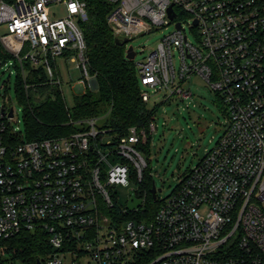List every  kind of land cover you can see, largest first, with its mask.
<instances>
[{"label": "built area", "instance_id": "2783aa9c", "mask_svg": "<svg viewBox=\"0 0 264 264\" xmlns=\"http://www.w3.org/2000/svg\"><path fill=\"white\" fill-rule=\"evenodd\" d=\"M105 1L107 24L134 59V37L172 28L134 62L142 101L192 98L184 84L198 75L216 94L225 131L152 221H123L107 213L116 209L113 189L128 187L134 172L141 181L138 146L156 131L155 115L119 138L100 116L71 121L85 130L68 137L24 141L2 83L0 256L2 242L43 231L53 250L44 264H264V0ZM87 20L82 0H0V44L12 57L0 67L12 66L27 93L26 63L61 87L60 58L79 73L76 95L95 90Z\"/></svg>", "mask_w": 264, "mask_h": 264}, {"label": "trees", "instance_id": "16d2710c", "mask_svg": "<svg viewBox=\"0 0 264 264\" xmlns=\"http://www.w3.org/2000/svg\"><path fill=\"white\" fill-rule=\"evenodd\" d=\"M82 1L87 5L88 20L81 28L87 45L89 72L95 76L97 88L75 95L72 108H68L61 88L48 82L43 68H34L26 63V80L30 87L26 93L18 74L15 87L18 103L24 109V141L68 137L85 130L71 121L100 116L104 117L100 126L111 130L110 134L119 138L126 135L131 127L145 128L152 116L156 115L157 107L149 110L140 97L141 86L134 61L126 59L124 46L115 43L107 24L111 6L105 0ZM11 60L12 57L0 44V62ZM164 104L168 102L160 105ZM150 146L151 136L147 144L138 146V149L148 157ZM146 164L141 181L136 172L130 177L137 185L135 196L143 201L141 208L122 213L115 203L116 209L107 211L112 218L118 215L123 221L153 220L160 200L157 196L155 200L152 197L154 181L147 161ZM2 245L5 255L0 256V264H44L45 259L53 253L43 231H23L2 242Z\"/></svg>", "mask_w": 264, "mask_h": 264}, {"label": "rangeland", "instance_id": "374dc122", "mask_svg": "<svg viewBox=\"0 0 264 264\" xmlns=\"http://www.w3.org/2000/svg\"><path fill=\"white\" fill-rule=\"evenodd\" d=\"M49 11L62 13L60 7L50 8ZM171 29V27L167 30L160 29L153 34L134 37L128 43V47L132 46L137 53L134 62H141ZM57 62L60 64L62 80L60 88L67 107L72 108L76 95L73 87L79 78V73L70 61L58 58ZM175 65H177L176 60ZM4 82H7L10 104L14 107L19 120V123H14L13 127L24 134V109L16 97V74L12 66L0 67V87ZM184 86L190 88L192 98L183 101L172 99L164 105H160L161 100L156 102L153 99L147 103L149 110L157 107L155 115L157 128L151 137L150 155L148 157L142 155L151 169L155 189L160 190L157 193L159 200L172 195L178 189L184 176L199 163L208 150L214 147L227 124L226 115L217 103L216 94L202 77L192 76ZM2 92L3 90L0 89V94ZM2 102L0 98V104ZM103 120L104 118L100 119L98 123ZM136 189V183L130 178L128 187L121 185L114 187L115 203L119 210L127 212L129 191ZM66 260L70 258L67 257Z\"/></svg>", "mask_w": 264, "mask_h": 264}, {"label": "water", "instance_id": "95a60500", "mask_svg": "<svg viewBox=\"0 0 264 264\" xmlns=\"http://www.w3.org/2000/svg\"><path fill=\"white\" fill-rule=\"evenodd\" d=\"M168 12L170 14V18H173L172 6L168 9ZM177 27H179V26L177 25ZM115 43L119 46H124L127 43V39L120 40L118 38H115ZM134 56H135V53L133 52L132 48L129 47L127 49V52H126V59L132 61L134 59ZM158 192H160V190L157 191L155 189V185L153 184L152 189H151V193H152V197L154 200L156 199V195ZM129 194H130V198L127 202V206H126L127 210L133 211V210L139 209L142 205V200L138 199L135 196V193L133 190H130ZM38 264H41V263L38 262Z\"/></svg>", "mask_w": 264, "mask_h": 264}]
</instances>
